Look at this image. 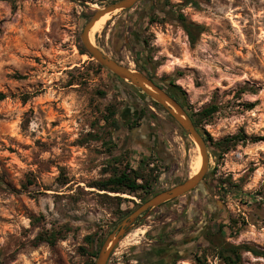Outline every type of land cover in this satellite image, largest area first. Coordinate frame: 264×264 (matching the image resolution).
Returning a JSON list of instances; mask_svg holds the SVG:
<instances>
[{"label":"rangeland","instance_id":"obj_1","mask_svg":"<svg viewBox=\"0 0 264 264\" xmlns=\"http://www.w3.org/2000/svg\"><path fill=\"white\" fill-rule=\"evenodd\" d=\"M113 1L0 0V264L96 263L91 253L100 252L127 216L122 211L134 210L151 194L109 192L95 183L127 162L154 169L152 193L190 176L194 139L158 110L151 121L160 125L155 136L161 158L150 154L154 138L143 141L136 129L142 119L129 120L130 88L81 52L87 51L84 26ZM128 14H113L94 43L132 70H138L137 59L148 57L156 77L177 85L189 115L218 106L202 132L214 141L241 139L222 155L210 146L202 187L209 206L219 210L210 231L217 242L264 251V0H157L135 38L123 27ZM181 15L204 29L195 45ZM113 108L119 128L111 123ZM182 200L141 216L107 264H134L133 250L150 242L156 223L183 210ZM53 230V244L38 240ZM209 237L173 264H197L195 253L207 264H225ZM242 257L245 264H264L251 251Z\"/></svg>","mask_w":264,"mask_h":264},{"label":"flooded vegetation","instance_id":"obj_2","mask_svg":"<svg viewBox=\"0 0 264 264\" xmlns=\"http://www.w3.org/2000/svg\"><path fill=\"white\" fill-rule=\"evenodd\" d=\"M155 1L157 0H140L138 5L136 4L134 7L127 9V11H129L128 22L124 19L123 27L130 29V31L126 30L125 32L129 37L135 38L136 35L140 36V28L146 27V19H149L150 9ZM121 20L122 19H118L117 24L121 23ZM135 62L138 70L134 71L145 74L156 86L163 89L180 103L175 93L176 87L174 83L156 77L154 70L148 65L147 60L142 62L138 59ZM128 87L131 91L129 101L126 103L129 107V120H139L138 117L141 111L143 109L146 110V116L142 120H139L140 123L136 124V129H140L143 133V135H141L143 141L154 138L155 142L153 146H148V148L159 153L160 149L155 131L159 129L160 125L152 122L151 117L155 116V113H159V110L163 112L176 127H178V124L163 105L153 100L142 89ZM148 121L152 127L148 125ZM205 177L206 175L194 190L184 195L185 200H182V203H184L183 210L180 211L177 209V212H174L176 217L174 219H169V222L162 220L156 223L152 227L153 229L150 233L153 237L149 240L150 242L133 250L130 258L134 259V264H173L179 259L193 254L195 250L204 243L213 222L217 220V215H214V213L219 211L218 208H211L209 206L211 199L207 190L202 187ZM178 199L179 198L175 199V201ZM200 233L203 234L199 235Z\"/></svg>","mask_w":264,"mask_h":264},{"label":"water","instance_id":"obj_3","mask_svg":"<svg viewBox=\"0 0 264 264\" xmlns=\"http://www.w3.org/2000/svg\"><path fill=\"white\" fill-rule=\"evenodd\" d=\"M139 1L140 0H116L109 2L101 9L96 10L93 16L84 26L81 35L82 42L86 50L92 55V58L101 64L105 69L110 71L116 78L124 80L137 89H142L153 100L163 105L169 111V113L176 120L179 129L185 131L186 134L192 137L194 141L200 146L203 156V166L197 175L193 177L189 176L184 181L170 188H166L154 193L143 203L138 205L126 217H124L105 240L95 264H107L111 251L115 245L120 241L121 237L125 235L127 229L146 212H150L154 208L184 196L194 190L202 182L209 166V153L211 152L210 146L205 141L203 132L195 125L193 119L188 114L184 106L178 103L163 89L156 86L145 74L134 71L124 65L122 62L111 58L90 41L89 30L101 16L118 8L124 10L130 9L134 7ZM147 85L149 87H147ZM201 234L203 233H200L199 235Z\"/></svg>","mask_w":264,"mask_h":264},{"label":"trees","instance_id":"obj_4","mask_svg":"<svg viewBox=\"0 0 264 264\" xmlns=\"http://www.w3.org/2000/svg\"><path fill=\"white\" fill-rule=\"evenodd\" d=\"M180 19L183 23L184 29L186 30V32L189 36L191 44L195 45L197 40H198L199 35L204 30L203 27L201 25L194 23V22H188L186 20V18L184 17V15H181ZM81 52L82 53H88L90 56H92L88 51H85L83 49H81ZM147 58L148 57H146L145 60H147ZM97 66L99 68H104L99 63H97ZM109 73L117 81L124 82L128 86L135 88L132 85H130L129 83L125 82L124 80L116 78L110 71H109ZM176 86L177 85H175V87ZM0 97L4 98L5 95L0 94ZM177 99L184 106V102L179 98H177ZM161 108H163V107H161ZM217 110H218V106L212 104V105L205 107L203 110H201L200 112H198L196 114L191 113L190 116L193 119L195 125L201 129L203 121L207 117H210ZM146 114H147L146 110L143 109L138 118L143 119L146 116ZM109 115L112 117V120H111L112 125L115 128L121 127L119 120L115 117V115H116V109L115 108H113L109 111ZM180 131L183 134L187 135L185 131H183V130H180ZM203 134H204V139L207 142V144L211 147L214 146L215 149H213V150H215V151H213V152L215 153V155L216 154L222 155V154L226 153L228 150H230L232 145L235 146L237 144V142L241 139L238 137V135H234V136L225 137L224 139L219 140V141H214L213 137L209 133H207V131L203 132ZM149 153L150 154L156 153V155H158L157 152H155L153 149H150ZM158 157H159V159L161 158L159 155H158ZM147 165H148L147 163H145V165H144V163L142 162L141 165H139L138 167H132L130 165V163L127 162L126 165L124 166V168L113 171L111 176L108 179L95 183V186L99 187V189L107 190L109 192L138 193L140 191H143L145 193L147 192V193L153 195L154 194V193H152L153 191H149V189L152 188L153 181L154 180L156 181L157 177H153V174H152V172L154 170L153 168L147 170ZM139 180H141V182ZM150 196L145 197L144 201L147 198H149ZM118 199L122 200V197L118 196ZM156 208H158V207H156ZM132 211H133V209L129 210V211L123 210L122 213H124L126 216ZM145 214H147V213H145ZM138 220H136L135 222H138ZM208 234L210 236L209 237V246L215 248V251H216L215 255L218 256L225 264H245L243 262V257H242L243 251H251L255 255H261L264 257V251L259 250L255 247L249 246L247 244L235 245V244L226 243L223 241L217 242L218 238L216 240L213 239L214 237L217 236V234L215 232L209 231ZM57 235H58V233L53 230L51 232L41 233L38 235L37 238L39 241L49 242V243L53 244L58 237ZM88 238H89L90 242H94L93 237H88ZM98 254H99L98 249L92 251V253H91V255L94 258H97ZM191 257H195L197 264H207L205 259L204 260L201 259L200 255L197 253H195ZM88 264H95V262L91 261Z\"/></svg>","mask_w":264,"mask_h":264},{"label":"bare ground","instance_id":"obj_5","mask_svg":"<svg viewBox=\"0 0 264 264\" xmlns=\"http://www.w3.org/2000/svg\"><path fill=\"white\" fill-rule=\"evenodd\" d=\"M120 9L121 8H118V9H116L114 11L105 13L103 16H101L95 22V24L89 30V38H90V41L97 48H99V47L94 43V36L101 31V29L103 28L104 23L107 20L111 19L112 15L115 14V13H117ZM84 56H87V54H84ZM147 87H149V86L147 85ZM197 146L198 147H195L196 154L191 158V162H190V169H191L190 176H192V177L195 176V175H197L199 173L200 169L203 166V156H202V153H201V149H200V146L198 144H197Z\"/></svg>","mask_w":264,"mask_h":264}]
</instances>
